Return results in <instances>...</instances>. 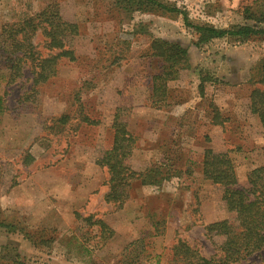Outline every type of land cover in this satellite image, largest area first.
<instances>
[{"label":"rangeland","instance_id":"374dc122","mask_svg":"<svg viewBox=\"0 0 264 264\" xmlns=\"http://www.w3.org/2000/svg\"><path fill=\"white\" fill-rule=\"evenodd\" d=\"M166 1L180 11L124 15L113 0H0V218L12 224L0 226V254L15 250L24 264H191L176 249L183 242L204 258L216 255L205 226L232 214L222 188L202 177L203 151H229L241 187L263 163L264 132L249 101L253 89L264 91V36L196 45L180 12L191 23L231 28L251 24L245 9L264 0ZM48 5L78 27L68 39L75 60L58 61L56 75L35 87L26 64L9 83L3 30ZM25 37L24 48L56 52L41 30ZM153 38L188 50L189 68L167 83L166 108L152 104V77L164 67L150 54ZM119 107L135 138L131 168L174 174L160 184L132 180L121 206L104 199L109 175L95 163L112 145ZM213 107L225 123H212Z\"/></svg>","mask_w":264,"mask_h":264},{"label":"trees","instance_id":"16d2710c","mask_svg":"<svg viewBox=\"0 0 264 264\" xmlns=\"http://www.w3.org/2000/svg\"><path fill=\"white\" fill-rule=\"evenodd\" d=\"M113 2L124 15H130L134 10L180 11L174 3L166 0H113ZM258 7L260 6L255 5L245 9L244 17L252 21L251 24L234 25L231 28L191 23L184 12L180 13L184 25L192 28L199 35L196 45L227 37L246 42L251 38L264 36V4ZM37 30L42 31L47 48L55 50V53L41 56L30 44L28 45L30 49L24 48L26 41L29 40L25 37L26 34L29 32L34 34ZM3 33L6 35L4 43L11 51L10 56L3 58L7 61L9 83L22 75L26 64H32V82L35 87L56 75L58 61L75 60L68 39L78 33V27L74 23L65 21L56 6L48 5L33 16L25 18L17 28L10 26L9 31L3 30ZM18 35L21 36L20 39H16ZM150 54L164 62L162 71L152 77V104L156 108L161 105L162 108H166L167 104L162 103H166L167 83L176 79L181 70L189 68L188 50L178 42L153 38L150 43ZM262 70L264 71V64ZM203 81L199 83L201 88ZM249 106L264 132V91L253 89L250 93ZM123 110L122 107L117 108L113 117L111 147L104 150L95 160V163L105 168L109 175V189L104 199L118 206L128 199V188L132 180L141 178L142 184L151 185L160 184L174 176L173 171L161 170L159 167L147 168L144 172H136L131 168L128 159L134 149L135 138L127 129L126 121L122 116ZM224 121L216 107H213L212 123L223 124ZM262 155L263 163L249 171L247 186L241 187L238 185L235 166L229 151L216 152L210 147L204 149L201 161L202 177L222 188L221 200L226 211L232 214V218L214 221L205 226V234L217 251L213 257L204 258L183 242L176 247L178 251L192 257L191 264H234L258 253L263 254L259 264H264V147ZM76 216L78 221L83 220L87 225L98 224L102 229L106 228L101 220L92 221L90 218H82L77 213ZM0 226L8 228L12 224L7 218L2 217ZM0 259L10 264H24L15 250L1 253Z\"/></svg>","mask_w":264,"mask_h":264},{"label":"built area","instance_id":"2783aa9c","mask_svg":"<svg viewBox=\"0 0 264 264\" xmlns=\"http://www.w3.org/2000/svg\"><path fill=\"white\" fill-rule=\"evenodd\" d=\"M235 1H240V0H235Z\"/></svg>","mask_w":264,"mask_h":264}]
</instances>
